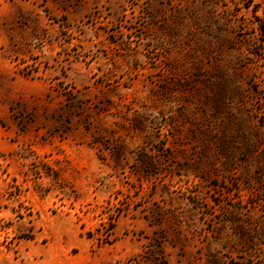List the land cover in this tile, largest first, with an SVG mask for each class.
Returning a JSON list of instances; mask_svg holds the SVG:
<instances>
[{
	"label": "rangeland",
	"instance_id": "1",
	"mask_svg": "<svg viewBox=\"0 0 264 264\" xmlns=\"http://www.w3.org/2000/svg\"><path fill=\"white\" fill-rule=\"evenodd\" d=\"M0 264H264V0H0Z\"/></svg>",
	"mask_w": 264,
	"mask_h": 264
}]
</instances>
